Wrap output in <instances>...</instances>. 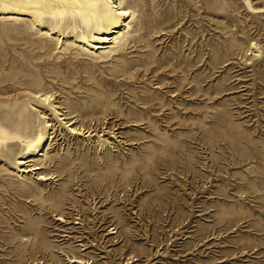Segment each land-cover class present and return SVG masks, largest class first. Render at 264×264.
I'll return each instance as SVG.
<instances>
[{"label": "rangeland", "instance_id": "obj_1", "mask_svg": "<svg viewBox=\"0 0 264 264\" xmlns=\"http://www.w3.org/2000/svg\"><path fill=\"white\" fill-rule=\"evenodd\" d=\"M123 1L97 54L0 18V115L55 125L0 153V264H264V0Z\"/></svg>", "mask_w": 264, "mask_h": 264}, {"label": "bare ground", "instance_id": "obj_2", "mask_svg": "<svg viewBox=\"0 0 264 264\" xmlns=\"http://www.w3.org/2000/svg\"><path fill=\"white\" fill-rule=\"evenodd\" d=\"M131 10L124 7L123 0H0V18L11 21L28 20L32 27L38 29L47 38L58 41V49L62 48L65 39L74 38L76 42L93 53H101L113 47L118 37H124L130 31ZM71 36L69 37V33ZM99 55V54H98ZM32 100L42 102L50 107L58 116L64 115L58 111L57 105L51 104L53 95L33 94ZM32 107V106H31ZM17 118L0 115V153H4L6 146L22 148L21 157L16 158L19 172L26 174L41 171L44 168L33 165L35 156H45L49 141L55 137V125L43 112L38 111L39 128L33 131L30 118L31 110L24 107ZM60 119V118H59ZM69 123L72 135L91 138L96 136L94 131L78 129ZM29 130V131H28ZM94 134V135H93ZM102 140V139H101ZM101 149L112 143L105 139ZM106 150V149H105ZM42 154V155H40ZM37 175V174H35ZM37 181H49L55 176L37 175ZM59 221H65L59 218ZM71 264H89L76 257L69 258Z\"/></svg>", "mask_w": 264, "mask_h": 264}]
</instances>
